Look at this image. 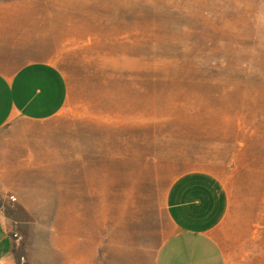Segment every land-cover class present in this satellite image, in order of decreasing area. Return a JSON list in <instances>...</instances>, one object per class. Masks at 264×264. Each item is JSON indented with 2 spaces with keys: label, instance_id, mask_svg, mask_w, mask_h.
<instances>
[{
  "label": "rangeland",
  "instance_id": "obj_1",
  "mask_svg": "<svg viewBox=\"0 0 264 264\" xmlns=\"http://www.w3.org/2000/svg\"><path fill=\"white\" fill-rule=\"evenodd\" d=\"M0 47L56 64L68 83L57 116L0 131L29 135L23 144L59 166L18 184L59 193L73 165L81 197L0 201L15 264H59V210L72 204L77 229L94 202L97 218L106 208L113 227L137 220L155 244L164 192L192 169L227 187V264H264V0H0Z\"/></svg>",
  "mask_w": 264,
  "mask_h": 264
},
{
  "label": "crops",
  "instance_id": "obj_2",
  "mask_svg": "<svg viewBox=\"0 0 264 264\" xmlns=\"http://www.w3.org/2000/svg\"><path fill=\"white\" fill-rule=\"evenodd\" d=\"M67 97V79L56 64L18 60L0 47V131L18 119L37 123L57 116ZM24 138L30 136L0 135V201H81L73 165H63L59 193L50 186L18 184L47 179L32 175L59 174V166L50 164L47 153L42 155L24 145ZM228 205L229 193L221 177L204 169L181 172L164 192L167 222L161 239L154 244L137 220L127 227H113L106 208L103 217L101 211L97 218L94 202L88 228L79 225L77 229L72 204L59 210V264H227L218 230ZM15 227L14 217L0 205V264H15Z\"/></svg>",
  "mask_w": 264,
  "mask_h": 264
},
{
  "label": "trees",
  "instance_id": "obj_3",
  "mask_svg": "<svg viewBox=\"0 0 264 264\" xmlns=\"http://www.w3.org/2000/svg\"><path fill=\"white\" fill-rule=\"evenodd\" d=\"M5 212H6L7 214L13 216L12 213H10L9 209H5ZM15 261H16V263L19 262V261H18V256H16V255H15Z\"/></svg>",
  "mask_w": 264,
  "mask_h": 264
},
{
  "label": "built area",
  "instance_id": "obj_4",
  "mask_svg": "<svg viewBox=\"0 0 264 264\" xmlns=\"http://www.w3.org/2000/svg\"><path fill=\"white\" fill-rule=\"evenodd\" d=\"M11 200H14V197L10 196ZM13 236H17V233H13Z\"/></svg>",
  "mask_w": 264,
  "mask_h": 264
}]
</instances>
